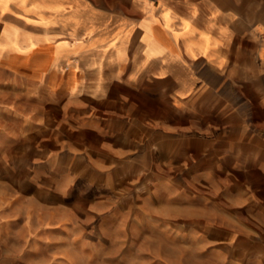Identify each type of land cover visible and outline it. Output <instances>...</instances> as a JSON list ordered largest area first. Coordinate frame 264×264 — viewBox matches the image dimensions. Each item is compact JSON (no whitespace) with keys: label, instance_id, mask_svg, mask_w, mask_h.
Wrapping results in <instances>:
<instances>
[{"label":"crops","instance_id":"crops-1","mask_svg":"<svg viewBox=\"0 0 264 264\" xmlns=\"http://www.w3.org/2000/svg\"><path fill=\"white\" fill-rule=\"evenodd\" d=\"M0 20V129L47 136L57 175L83 158L104 181L162 164L174 212L250 237L264 198L251 186L264 175L251 158L264 145V0H0ZM185 172L200 194L187 196ZM235 174L242 188L223 194L238 205L219 207V177Z\"/></svg>","mask_w":264,"mask_h":264},{"label":"rangeland","instance_id":"rangeland-1","mask_svg":"<svg viewBox=\"0 0 264 264\" xmlns=\"http://www.w3.org/2000/svg\"><path fill=\"white\" fill-rule=\"evenodd\" d=\"M46 138L33 130L0 129V264H232L264 257L263 197L252 198L251 213L261 211L252 216L262 222H250L246 238L218 221L211 228L194 208L186 215L174 212L166 201L168 167L162 164L128 165L119 179L104 181L102 173L91 179L90 159L83 158L74 161L73 174H53L48 165L52 145ZM259 144L252 160L264 159ZM190 175L181 176L187 196L200 194L202 188ZM219 178L217 205H238L223 193L232 195L242 182L236 174ZM252 184L264 189V175ZM237 213L244 215L242 208Z\"/></svg>","mask_w":264,"mask_h":264}]
</instances>
